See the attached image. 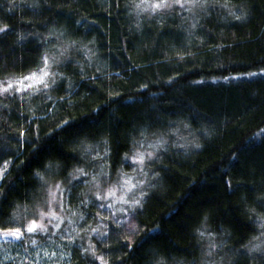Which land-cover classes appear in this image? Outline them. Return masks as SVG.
<instances>
[{
	"label": "trees",
	"instance_id": "1",
	"mask_svg": "<svg viewBox=\"0 0 264 264\" xmlns=\"http://www.w3.org/2000/svg\"><path fill=\"white\" fill-rule=\"evenodd\" d=\"M227 2L247 16L234 20L218 5L197 11L193 28V15L179 7L137 16L126 7L131 0H0V28L9 26L0 31V80L40 69L51 47L39 37L77 41L71 63L52 68L65 74L58 86L0 95V229L15 227L17 210L42 203L45 178L63 185L96 148L104 152V139L113 176L129 169L125 153L140 139L134 129L166 134L187 124L195 145L168 148L150 167L159 176L147 177L151 186L133 212L139 232L128 240L71 231L64 264H148L161 256L166 264H207L202 253L221 242L217 263L264 264L244 248L256 233L241 200L259 211L254 197L264 193V0ZM85 143L92 149L81 155ZM49 234L30 233L37 242Z\"/></svg>",
	"mask_w": 264,
	"mask_h": 264
},
{
	"label": "rangeland",
	"instance_id": "2",
	"mask_svg": "<svg viewBox=\"0 0 264 264\" xmlns=\"http://www.w3.org/2000/svg\"><path fill=\"white\" fill-rule=\"evenodd\" d=\"M148 2L151 3V0H148ZM34 72L38 73L39 70ZM28 74L0 80V95L14 93L15 91L17 94H22L24 91L35 93L32 88H25V85L31 83V81L22 78L28 76ZM6 86H10L8 91H5ZM33 87H39V85H33ZM174 129L175 132L165 134L166 138L169 139L167 149L173 147L192 148L195 145L193 134L188 132L185 127L179 125ZM151 140L154 141V139ZM145 148H148L147 144H145ZM96 151L104 153L101 149L96 148L92 154ZM92 154L85 158V166L83 167L84 172L89 173L87 177L79 176L76 170L69 175L65 184L59 183L62 189H69L72 184H77L75 186L78 191L73 201L69 200L68 191H64L62 194L63 206L57 203L61 198V193L56 188L57 182L53 180L52 176H49L45 178L48 182L45 188H48V190L47 192L44 191V197L42 195V203L38 206H31L28 209L29 212L17 210L14 213L15 227L6 230L0 229V261H3V264H64L69 259V249L73 244V240L69 239L68 234H71V231L76 233L80 228L88 229L90 234L94 231L93 236L98 239L99 234L103 235V233L112 231L123 238L131 240L139 232V225L133 212L140 206L131 202L140 199L139 192H145L149 187L150 182H147V177L151 176V168L145 174L138 165L127 161V163L129 162V169L125 167L124 171H119L113 176L108 175V178L105 179L99 176L98 173L103 166V171L109 174L106 167V157L93 160ZM132 155L133 151H131L129 157ZM121 174L124 175L125 179L122 184H118L117 181ZM2 175L3 170H0V181ZM94 175L100 181L99 184L92 179ZM73 177L76 179H73ZM140 180H144L145 184L141 185ZM132 185H135V188ZM49 189L55 194V200L49 196ZM96 193H100V197H97ZM49 200H51V203H49ZM42 213H47V215L42 216ZM33 219L37 221L38 225L43 224L46 226L51 233L45 236L46 239L37 242L35 236L31 237V232L25 230L26 225ZM15 228L22 229L23 234L21 237L12 236L11 231ZM60 228H65L67 233H62ZM5 232H7L6 239L4 238ZM38 232L41 231L35 233ZM203 237L206 241L213 240L211 235ZM32 240H35L36 243H32ZM5 256L10 257V259H4ZM205 263L208 264V261L206 260ZM218 263L215 259L214 264Z\"/></svg>",
	"mask_w": 264,
	"mask_h": 264
},
{
	"label": "snow or ice",
	"instance_id": "3",
	"mask_svg": "<svg viewBox=\"0 0 264 264\" xmlns=\"http://www.w3.org/2000/svg\"><path fill=\"white\" fill-rule=\"evenodd\" d=\"M223 8L227 15L230 16L234 20H241L245 16H247V12L244 11L243 6H239V9L236 5H232L229 7V3L226 2L223 4H219V0H151V3L148 2V0H131V3L126 5L128 7V10L130 12H136L137 16H139L141 13H146L149 15H157L160 12H169L173 10L176 7H179L181 9V12L184 14L191 13L194 17V22L192 24V27H196L195 21L199 19V17L196 15L197 11H201L204 13H208L209 9H216L217 6ZM79 23V22H78ZM8 25H4L3 28H0V31H4L8 28ZM59 35H63V33H60ZM48 36H57L56 32L50 31L48 33ZM94 41H90L89 43H93ZM38 43L41 47L44 45H50L51 47V54L48 51H44L40 57L41 59V67L39 69V72H31L28 74V76L23 77L24 80H29L31 83L26 84L25 88H32L33 91L39 93V92H47L52 87L58 86V77H64V73L62 72H56L52 71L53 66H56L57 68L61 66H66L68 63H71V50L77 46V41L70 40L67 44H64L59 41L57 37V42L55 44H50V41L47 36L45 37H39ZM86 47V46H81ZM91 51L90 49L88 50ZM83 71V70H81ZM261 72H264V69L260 70ZM245 75H255L254 73H247ZM89 79H94V77H89ZM171 79V78H170ZM33 85H39V87H33ZM10 86L5 87V91H8V88ZM141 87H147L146 85H142ZM63 99V98H61ZM67 123V122H64ZM185 128H188L189 126L187 124L184 125ZM134 131L139 135L140 139H132L131 143L135 146L133 147V155L128 156L127 153H125L124 159L126 161L133 162L134 165H138L141 169V171L145 172L147 174V170L150 169L151 165L156 163V160L158 159L159 153L162 151L166 152L167 147L169 144V139L166 138L165 133L159 132L157 130L156 132L149 133V125H141L138 129H134ZM169 132H175V129H168ZM149 135L154 137L153 140H149ZM104 144L106 145L104 153H100L99 151H96L94 154H92V159H103L107 156V154L110 151V148L107 147L108 141L107 139H104ZM145 144L148 145V148H145ZM196 147H199L197 144ZM92 149L91 144L85 143L84 145V151L81 153V155H85L90 153ZM143 149V150H141ZM151 149V150H150ZM46 167L51 168L52 163L50 162ZM62 166L58 163L56 164V168L59 170ZM77 173L81 177H87L89 173L84 172L83 168L77 169ZM151 174L153 176H159V173L155 170H152ZM37 176H39V173H36ZM99 176L107 179L108 173L103 171V166L101 167L100 172L98 173ZM40 179L43 181L44 177L40 176ZM73 179H76L73 177ZM92 179L99 184L100 181L97 179V177L94 175ZM125 177L123 174L120 175L119 180L117 181L118 184H122ZM139 183L141 185L145 184L144 180H140ZM133 188H135V185H132ZM56 188L61 193V198L57 201V203L60 206H63V192L64 191H71L70 189H62L60 188L59 182L56 184ZM97 197H100V193H96ZM49 196L55 200V194L52 192L51 189H49ZM146 196V193L144 191L139 192L140 199H136L135 201H132L131 203L135 205H140L141 199ZM242 202L245 204V213L248 217V221L250 224L254 225V231L256 235L252 236L250 238L249 244L244 245V248L246 249L247 253L249 254H259L260 256L264 257V193H261L254 197V203L260 206V210L258 211L256 207H248L247 206V197H241ZM49 203H51V200H49ZM103 206V205H101ZM47 215V213H42V216ZM204 221L208 220V217L205 216ZM27 231L28 232H36V231H47L46 226L43 224L37 223L35 219L31 220L27 225ZM59 227V225H57ZM197 233L200 234L201 237L205 235H214L213 233H206L202 231L200 228H197L195 230ZM12 236L14 237H21L22 236V229L21 228H15L11 231ZM4 238H7V232L4 233ZM71 239V238H69ZM32 243H36L35 240H32ZM128 247H131V245H128ZM223 248V242H221L219 245L213 243L211 244L207 249L204 250L202 253V256L204 259L208 261V264H214V253L218 251V249ZM47 255V253H45ZM4 259H10V257L5 256ZM0 264H3V261H0ZM122 264V262H121ZM148 264H166L165 258L161 256L157 260H149ZM193 264H195V261H193Z\"/></svg>",
	"mask_w": 264,
	"mask_h": 264
}]
</instances>
